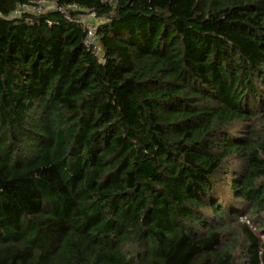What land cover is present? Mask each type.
I'll return each mask as SVG.
<instances>
[{"label":"trees","instance_id":"1","mask_svg":"<svg viewBox=\"0 0 264 264\" xmlns=\"http://www.w3.org/2000/svg\"><path fill=\"white\" fill-rule=\"evenodd\" d=\"M39 1L0 0V264H264V0Z\"/></svg>","mask_w":264,"mask_h":264},{"label":"built area","instance_id":"2","mask_svg":"<svg viewBox=\"0 0 264 264\" xmlns=\"http://www.w3.org/2000/svg\"><path fill=\"white\" fill-rule=\"evenodd\" d=\"M29 7V5H22L19 7L20 8H25ZM33 11L34 12H44L47 10L51 9H58L61 11L66 17H71L70 16V10H80L78 5L72 4L70 6H58L54 2L46 1V0H41L39 1V5H32ZM19 9L16 11L18 12ZM76 22L82 24L83 26L86 27L87 30V37H86V43L90 45H97V36H96V30L98 27V23L100 21L99 18H97V15L94 11L87 10L86 12H79L76 14L74 17Z\"/></svg>","mask_w":264,"mask_h":264},{"label":"rangeland","instance_id":"3","mask_svg":"<svg viewBox=\"0 0 264 264\" xmlns=\"http://www.w3.org/2000/svg\"><path fill=\"white\" fill-rule=\"evenodd\" d=\"M36 5H39V2L36 4ZM33 11V8L32 6H29V7H25V8H20L18 12H16L15 14H21L23 12H32ZM245 217H242V220H244Z\"/></svg>","mask_w":264,"mask_h":264}]
</instances>
